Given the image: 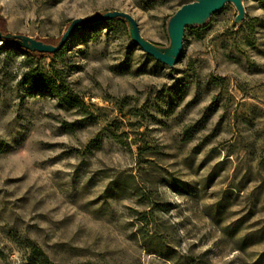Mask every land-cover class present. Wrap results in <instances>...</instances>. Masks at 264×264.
Segmentation results:
<instances>
[{
	"label": "rangeland",
	"instance_id": "obj_1",
	"mask_svg": "<svg viewBox=\"0 0 264 264\" xmlns=\"http://www.w3.org/2000/svg\"><path fill=\"white\" fill-rule=\"evenodd\" d=\"M194 1L0 0V264L32 246L53 264H264V0L190 23L174 66L129 23L76 29L52 58L21 42L117 11L170 55ZM50 65L79 105L22 83Z\"/></svg>",
	"mask_w": 264,
	"mask_h": 264
},
{
	"label": "water",
	"instance_id": "obj_2",
	"mask_svg": "<svg viewBox=\"0 0 264 264\" xmlns=\"http://www.w3.org/2000/svg\"><path fill=\"white\" fill-rule=\"evenodd\" d=\"M242 0H198L190 3L183 4L172 16L169 22V31L173 42V55L166 56L154 48L145 44L139 35V28L136 21L127 13L124 12H108L100 16L91 18L77 19L70 25L66 35L58 42L55 47L52 46H42V48L30 49V46H26L25 40H21L25 48L30 50H35L38 52H48L53 53L59 50L65 43L67 37L77 29L81 24H88L93 22H99L104 20H110L113 18L124 19L127 23L132 26L133 29V39L132 42L140 48L147 56L153 58L154 60L166 64L168 66L176 65L182 56V45H183V34L186 26L190 25L187 23L190 19H197L196 22H202L209 18L210 16L216 14L220 11L225 4L232 3L239 13H243V8L241 4ZM193 23V22H192Z\"/></svg>",
	"mask_w": 264,
	"mask_h": 264
},
{
	"label": "trees",
	"instance_id": "obj_3",
	"mask_svg": "<svg viewBox=\"0 0 264 264\" xmlns=\"http://www.w3.org/2000/svg\"><path fill=\"white\" fill-rule=\"evenodd\" d=\"M110 22L118 23L122 26L127 25V22L124 19L121 18H113L110 20H104L99 22H93L88 24H81L77 27V29H89L94 28L100 25H104ZM193 27L192 29H194ZM0 36L3 38V42L5 44H10L8 39H6V33L4 29L0 26ZM52 47H55L57 44H50ZM66 43L63 44V46L53 53L48 52H38L35 50H30L28 48L24 47L26 56L32 55L34 57H37L38 59H44V58H52L56 55L60 54L65 47ZM11 48V47H9ZM51 71L48 73H41L39 75L33 74V69L27 70L23 77H22V83L28 86L31 90L36 91H42L47 94H50L51 96H54L57 98L58 102L67 107H74L79 105V101L72 97L68 96L67 93H69V89L65 85L64 81L62 80V77L59 74V71L56 70L52 65H50ZM1 149V147H0ZM23 264H53L47 255L43 253L37 246H32L31 250L26 253V257L24 258Z\"/></svg>",
	"mask_w": 264,
	"mask_h": 264
},
{
	"label": "bare ground",
	"instance_id": "obj_4",
	"mask_svg": "<svg viewBox=\"0 0 264 264\" xmlns=\"http://www.w3.org/2000/svg\"><path fill=\"white\" fill-rule=\"evenodd\" d=\"M197 19H190L187 23H192V22H196ZM166 55V54H165ZM173 55V51L171 50L170 55H166V56H172Z\"/></svg>",
	"mask_w": 264,
	"mask_h": 264
}]
</instances>
